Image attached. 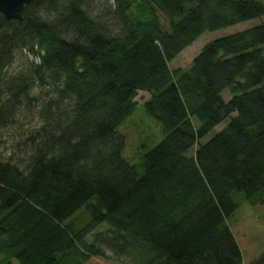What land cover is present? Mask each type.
<instances>
[{
  "label": "trees",
  "instance_id": "16d2710c",
  "mask_svg": "<svg viewBox=\"0 0 264 264\" xmlns=\"http://www.w3.org/2000/svg\"><path fill=\"white\" fill-rule=\"evenodd\" d=\"M106 1V19L96 0H33L20 22L0 14V133L38 86L51 93L21 158L0 140V264H113L106 252L242 264L228 221L240 201L264 204V21L207 43L187 69L169 65L201 35L263 18L264 3ZM19 52L38 62L10 75ZM138 92L163 137L133 166L118 129Z\"/></svg>",
  "mask_w": 264,
  "mask_h": 264
},
{
  "label": "rangeland",
  "instance_id": "374dc122",
  "mask_svg": "<svg viewBox=\"0 0 264 264\" xmlns=\"http://www.w3.org/2000/svg\"><path fill=\"white\" fill-rule=\"evenodd\" d=\"M257 1L264 3V0ZM94 6L95 12L104 17V19L110 17V12L114 8L113 2L106 0H96ZM158 19L160 20L163 28H166V22L162 15L158 14ZM261 21H264V17L240 23L223 30L201 35L170 63V70L175 71L177 69H187L193 59L199 54L202 47L207 43L217 38L253 27ZM31 62L37 63L38 59L27 52L16 53L14 61L8 67L6 72L10 75L16 74L17 72L19 73L25 69V67H28ZM34 93L37 97H39V100L32 103L31 106H27L25 104L22 105V107H20L17 111L12 123L0 133V140L2 142L1 146L6 156L13 154L16 157L21 158L23 147L20 146V144L24 141L26 136L34 134L41 125V120L38 116L40 105L42 100L47 98L45 94L48 93V95H51V93L47 87L43 86H38ZM227 94L228 91H225L222 96L228 100L230 96ZM148 98L149 95L144 92L137 93V97L135 99L137 104L136 110L118 129L119 133L126 139V147L123 156L133 166H137L140 163V158L143 154V149H141L142 146L151 148L159 143L163 137L159 123L149 118L145 114L144 108L141 106ZM227 123L228 120H225L216 126L211 133L201 140V143L204 144L213 134L224 129ZM193 124L195 128L199 126L196 119L193 120ZM196 148L197 145L189 151L188 155H191ZM77 216L82 223L86 222V217L83 214H78ZM228 224L240 249L242 264H249V262L257 257L264 249V204L252 207L240 201L239 209L228 221ZM105 228L106 227L104 225H101L94 230V233H104ZM106 253L108 256L113 258V264H129L128 260L124 257H119L116 260V257H114L110 252Z\"/></svg>",
  "mask_w": 264,
  "mask_h": 264
},
{
  "label": "water",
  "instance_id": "95a60500",
  "mask_svg": "<svg viewBox=\"0 0 264 264\" xmlns=\"http://www.w3.org/2000/svg\"><path fill=\"white\" fill-rule=\"evenodd\" d=\"M33 0H0V14L8 21H21L26 5Z\"/></svg>",
  "mask_w": 264,
  "mask_h": 264
}]
</instances>
